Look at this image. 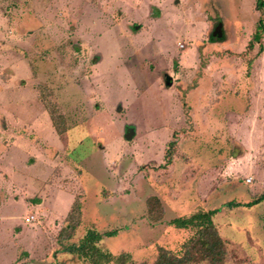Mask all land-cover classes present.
Returning a JSON list of instances; mask_svg holds the SVG:
<instances>
[{
	"label": "rangeland",
	"instance_id": "374dc122",
	"mask_svg": "<svg viewBox=\"0 0 264 264\" xmlns=\"http://www.w3.org/2000/svg\"><path fill=\"white\" fill-rule=\"evenodd\" d=\"M256 1L0 0V264H97L86 231L98 264L190 255L211 209L222 264H264Z\"/></svg>",
	"mask_w": 264,
	"mask_h": 264
},
{
	"label": "trees",
	"instance_id": "16d2710c",
	"mask_svg": "<svg viewBox=\"0 0 264 264\" xmlns=\"http://www.w3.org/2000/svg\"><path fill=\"white\" fill-rule=\"evenodd\" d=\"M255 8L260 12V14L255 23V30L252 33L247 46L249 48H252L254 43H257L258 50L256 54L258 55L260 52H262L263 49L261 39L264 35V0H257L255 3ZM223 36H214L211 32L208 35V41H222L225 38ZM168 144L170 149L173 141H170ZM170 156L171 154L167 152L165 156V160H167V163L168 161H170ZM151 199L153 201H159V198L157 196H152ZM263 199L264 191L253 198L251 201L245 203V205H252L258 203ZM75 206L76 205L74 204L72 205V210L75 208ZM216 211V209L198 211L185 219L178 220L179 224L183 227H197V236L194 240H191L192 249L189 251V253L190 255H192L193 253L198 254V252H200V255L204 257V259H206L210 264H222L225 260L226 255V247L224 241L219 233L216 223L212 219ZM71 213H68L67 218L71 217ZM97 236L98 235L93 234L91 231H86L84 236L81 238V243H79L78 245L69 244L65 246L64 249L81 254L84 257L89 256V259L92 263H101V260L99 261V259H101L102 256L108 259H110V256H107L109 254H105L104 252H102L100 248L95 244ZM122 255L123 254H121L119 257L113 256L112 261H118V259L121 258ZM190 255L187 252L182 257H179L172 254L170 250L164 247H160L159 254L152 264H185L184 262L189 260Z\"/></svg>",
	"mask_w": 264,
	"mask_h": 264
},
{
	"label": "water",
	"instance_id": "95a60500",
	"mask_svg": "<svg viewBox=\"0 0 264 264\" xmlns=\"http://www.w3.org/2000/svg\"><path fill=\"white\" fill-rule=\"evenodd\" d=\"M135 27H137V26H135ZM218 26L215 28V30L212 32V34L215 36V35H218V36H220L221 35V32H217L218 31ZM170 83V80H168V82H166V84H169ZM133 135H134V131H133V129L132 128H128L127 130H126V132H125V134H124V136H125V138L127 139V140H130L132 137H133Z\"/></svg>",
	"mask_w": 264,
	"mask_h": 264
},
{
	"label": "built area",
	"instance_id": "2783aa9c",
	"mask_svg": "<svg viewBox=\"0 0 264 264\" xmlns=\"http://www.w3.org/2000/svg\"><path fill=\"white\" fill-rule=\"evenodd\" d=\"M250 180H251V177L246 179L247 182H249ZM31 218H33V216Z\"/></svg>",
	"mask_w": 264,
	"mask_h": 264
},
{
	"label": "crops",
	"instance_id": "0c3cea01",
	"mask_svg": "<svg viewBox=\"0 0 264 264\" xmlns=\"http://www.w3.org/2000/svg\"><path fill=\"white\" fill-rule=\"evenodd\" d=\"M215 43V42H214ZM184 48V47H183Z\"/></svg>",
	"mask_w": 264,
	"mask_h": 264
}]
</instances>
